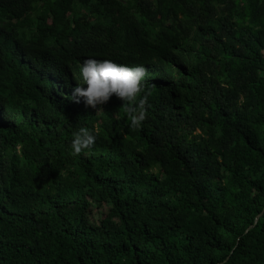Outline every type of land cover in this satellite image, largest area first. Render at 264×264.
<instances>
[{"label":"trees","instance_id":"16d2710c","mask_svg":"<svg viewBox=\"0 0 264 264\" xmlns=\"http://www.w3.org/2000/svg\"><path fill=\"white\" fill-rule=\"evenodd\" d=\"M87 58L147 68L140 128ZM0 264H264V0H0Z\"/></svg>","mask_w":264,"mask_h":264},{"label":"clouds","instance_id":"9594fccd","mask_svg":"<svg viewBox=\"0 0 264 264\" xmlns=\"http://www.w3.org/2000/svg\"><path fill=\"white\" fill-rule=\"evenodd\" d=\"M79 67L83 83L78 82L67 99L77 104L83 101L85 107L99 111L100 106L107 104L115 96L123 102L119 110L127 116L130 127H141L147 118L148 98L152 95L151 91L145 92L143 84L146 67H129L110 59L95 58L85 59ZM98 132L99 128H96L95 133ZM96 134L87 127H80L73 134L72 154L79 155L92 148L96 142ZM17 151L19 153V149Z\"/></svg>","mask_w":264,"mask_h":264},{"label":"water","instance_id":"95a60500","mask_svg":"<svg viewBox=\"0 0 264 264\" xmlns=\"http://www.w3.org/2000/svg\"><path fill=\"white\" fill-rule=\"evenodd\" d=\"M262 214H263V212H262L259 216H257L254 225L250 226L249 229H251V228H253V227L255 226V224L258 222L259 217H260ZM249 229L247 230V232L249 231Z\"/></svg>","mask_w":264,"mask_h":264}]
</instances>
